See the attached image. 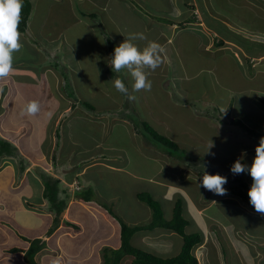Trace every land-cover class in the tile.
I'll return each instance as SVG.
<instances>
[{
  "label": "rangeland",
  "instance_id": "rangeland-1",
  "mask_svg": "<svg viewBox=\"0 0 264 264\" xmlns=\"http://www.w3.org/2000/svg\"><path fill=\"white\" fill-rule=\"evenodd\" d=\"M206 1L210 4V9L225 6L227 12L216 15L217 19L221 20L224 16L223 21L233 22L244 31L264 33V13L259 9L260 7L264 9V0H253V5L248 0ZM129 2L131 3L129 7L138 3L137 0H129ZM172 2L177 8L181 6L179 0H140V6L135 5L132 10L139 18L142 16L146 27L141 26L145 31L141 30L140 33L147 38L143 41H133L134 44L140 48L149 41L161 45L165 38L172 37L171 43H173L167 45L166 49L175 50L173 60L166 61L163 58L162 64L155 71L147 70L152 88L150 91L133 93L137 99L132 102L114 87L115 79L120 78L131 92L133 80L130 75L122 71L111 78L108 74L111 69L110 56L114 54V49L108 48L106 41L110 40L116 47L129 34L138 33L139 25L131 27L132 30L129 29V23H136L131 17L127 20L126 16L123 18L118 15L112 20L113 23L108 20L109 25L104 23L103 30H100L98 23L102 19L97 16L98 23L94 21L97 26L96 23L93 24L96 26L94 36L92 30L88 29L85 35L70 37L74 45L79 48V52L68 53L70 62L66 69L68 80L73 81L69 82L72 89L71 86L66 87L63 82L61 72L65 71L64 69L59 67L50 71L46 66H42V62L49 63L51 57L49 59L47 47L46 49L42 47L40 41L35 44L32 39L21 40L23 47L13 54L12 72L15 71L13 77L18 79L17 82L23 84L24 88L19 106L12 101L13 105L6 110L8 123L18 127L25 123L29 124L27 129L32 126L34 135L36 127L31 123L35 121L32 117L36 120L45 118L38 124V144L34 147L38 158L35 160L43 166L46 164L45 159L49 161L51 156L55 157L57 164L52 162L51 167L53 168V164L56 165L59 174L67 179L62 185L53 187L51 191L65 192L57 194V199L68 202V211L70 206L72 211H78L80 206H85L87 210L97 213L95 222L85 217L79 221L74 220L67 215V210L60 216L59 225L51 235L66 225L63 221L66 217L81 226V230L76 233H82L81 237H85L84 241L87 242L83 243L82 249L87 245L89 247L87 253L83 250L75 252L79 248L80 239H60L59 242H63L62 250L68 247L63 256L57 255L54 258L58 259L60 264H103L104 249L115 248L120 242L117 221L108 208L121 222L132 226L148 224L152 219L153 211L138 199L139 193L150 195L157 201L166 220L172 219L180 195L184 197L188 217L193 220V225L186 229L187 232L194 233L195 230H201L204 234L203 244L194 252L198 264H264V215L257 213L242 197L229 193L223 196L215 195L199 186L203 178L199 173L212 171L210 168H213L230 181L243 177L251 187L253 181L247 171L234 175L230 168L238 159L250 167L256 155L251 150L258 146L259 139H251L239 127L226 124V120L225 125L220 126L213 120L196 114L213 110L211 105H217L218 113L221 112L218 115L223 114L220 116L223 120L230 112L232 118L239 119L249 128L264 134V104L261 102V99H264V48L260 49L259 44L255 47L254 42L246 43L250 45L252 51L243 50V53L248 55L242 60L246 74L243 71L238 74L240 70L236 71L232 57L239 63L237 57L242 58L243 55L236 54L233 48L219 50L220 48H216L215 45L216 39L209 41L212 51H221L222 54L227 52L226 61L229 63L223 66L220 59H214V54L206 53L205 48L208 47L198 46L197 35L200 41L204 42L200 33L190 31L191 27L184 29L177 37L170 34L171 25L177 21L174 18ZM192 7L194 6L190 8ZM233 9L235 14L231 15ZM168 21L173 23L170 25ZM192 21L193 18H190L189 22ZM214 21V25L220 26L221 32V22ZM162 30L164 34H161ZM22 36L25 34H20V39ZM260 53L262 56L258 58ZM59 54L64 56L60 52ZM21 64L28 66L23 69ZM223 68L228 72L226 77L221 74ZM216 70H218L217 74ZM183 79L185 90L181 85ZM4 80L2 79L3 83ZM56 80L60 81L55 89ZM224 84L230 86L231 93L225 90ZM1 88L2 83H0ZM65 88L73 90L74 98L69 96L72 102L78 97L82 100L81 104H95L96 112H90L86 106L79 104L75 111L74 108L72 109L71 112L74 113H63L67 109L66 106L71 104L64 92ZM201 93L206 94L208 99L199 98ZM50 96H55L60 102L67 96L63 100L66 106L61 107L58 103L54 115L48 113L44 117ZM175 96L180 99L173 100V97L176 99ZM212 96H216L215 101ZM31 101L39 103L40 111L35 116L27 114L22 116L24 107ZM187 102L191 105H186ZM60 115L61 124L55 127ZM15 118H18V124L14 122ZM144 122L163 137L176 143L181 152H185L188 156L195 154L200 160H206L208 165L198 161V165L191 167L192 164L197 163V160L182 154L178 157L172 156L159 143L146 137L144 131L142 133L136 131L143 129L141 124ZM8 123L6 128L10 127ZM58 134L60 146L55 154ZM8 142L16 146L13 139ZM211 144L213 147L209 149ZM17 152L21 153L20 149ZM84 153L89 155L86 164L81 165L79 161L85 160ZM24 156L23 159L29 162L27 155ZM31 157L33 159L34 155ZM104 159L111 161L106 162ZM120 162L128 167L116 166L121 165ZM21 165L27 167L28 163L24 161ZM111 165H115L119 170L115 171ZM85 168L86 171L78 175L79 171ZM15 170L17 184L20 185L23 176L18 168ZM7 173H3L2 177H6ZM27 177L30 185L26 184L24 187L30 186L29 191L32 195L30 200H33L34 204L30 208L26 207L27 196L24 195L22 204L28 211L25 209L15 212L16 222L22 226L20 230L14 227L10 219H0V264H28L26 259L11 255L9 249L12 247L21 249L16 246V240L31 243L32 230L40 231L46 227V224H40L44 216L52 223L50 229L54 226L52 218L54 220L55 213L52 214L50 210L51 191L49 190L45 195V181L51 179L50 174L40 167L31 170ZM73 178H76L74 184H80L81 188L78 189L76 185L71 186ZM3 191L7 192L8 188L5 186ZM84 191L91 192L90 202L77 198ZM67 194L72 195L69 201ZM28 212L34 214L30 215ZM81 215H84V211ZM49 221L47 224H50ZM132 244L162 259H168L179 255L183 239L176 233L157 229L147 235L145 232L136 234ZM223 244H226L230 251L226 256L223 255ZM53 253L52 248L47 245L39 254V261L46 258L45 254L53 255ZM131 261L132 258L125 260L123 264H130Z\"/></svg>",
  "mask_w": 264,
  "mask_h": 264
},
{
  "label": "crops",
  "instance_id": "crops-1",
  "mask_svg": "<svg viewBox=\"0 0 264 264\" xmlns=\"http://www.w3.org/2000/svg\"><path fill=\"white\" fill-rule=\"evenodd\" d=\"M29 1L32 5V12H31V15H30V18L28 21V30H29V28H30V30H29V32L27 30V33L25 34V36H22V38L20 39V42H21V40L27 41V40L32 39L35 44H38L40 41L42 47H44L45 49L47 47V50L49 53L48 54L49 59H50V57H51V59H50L49 63L46 62V64H45L44 62H42L43 63L42 66H46L47 69L50 71L52 69L57 70V68H59V67L64 69L65 71L61 72L63 82L65 83L66 87L71 86L70 87L71 89L73 87L71 84H69V82H73V81L68 80L67 77L69 75H67V69H66L67 65L70 62L68 53L70 51H72V53H73V51L79 52V48L74 45V42L71 41L70 37H74V35L79 36L80 34L85 35V33L88 29L92 30L93 36H94V32L96 30V26H97L98 22L96 19L91 17L92 15L98 14L97 16H99V18L102 19L100 22L102 27H103L104 23H107L109 25L108 20H110V22L113 23L112 20L116 19L118 17V15L123 17V18L126 16L127 20H128V18L131 17L132 20L136 22V23H131V24L129 23V29H131V30H132L131 27H135V26L139 25L138 33H140L141 30L145 31L144 28L146 27V25H144L142 16H140L141 18H139L138 15L136 16V14L132 11L134 9V7L130 8L129 4H127V3H125V1H121V0H29ZM175 1H177V0H175ZM184 1L179 0L181 6H178V8L175 7L173 5V2H172V10L175 11L174 18L177 21L175 22L174 25H171L170 34L174 37H177L179 33L184 31V29L191 27L190 31L191 32L197 31L198 33H200L202 40L204 42V43H202L200 41V37H198V35H197L196 37H197L198 46H200V47L202 46L203 48L208 47V48H205L206 53H210V55L214 54L213 55L214 59L215 60L220 59L222 62V65L225 66L226 64L229 63V61H226L228 55H225V53H227V52H224V54H222L221 51L219 52L217 50L214 52L211 49V45H209V41L210 42H211V40L215 41V39H216L215 45H217L218 42H223L224 45H222L219 50L233 48L236 51V54L239 53V54L243 55L242 58L237 57L239 63L233 57H232V60L234 61L233 63H234L236 71L240 70V72L238 71V74H241V71H243V73L246 74V71L244 69L245 66L243 65L244 62L242 60H245L246 57H248V55L246 56V54L243 53V50L248 51V52L252 51V48L250 47V45L246 44V43L254 42L255 47H258V44H259L260 49L264 48L263 47L264 33H260V31H251V30L244 31L240 27H237V25H234L233 22H228L226 20H225L226 22L223 21L224 16H223V18L220 17L221 20L217 19L216 15L227 12L225 10V6H220L221 7V11H220V7H218V9H215V8L210 9V7H209L210 4H208V2L206 0H186L185 2ZM248 2L251 5H253V0H248ZM191 6H194V7H192V9H191L190 8ZM259 9L264 13V9L262 7H260ZM141 13H142V10H141ZM234 14L235 13H234V9H233V11L231 12V15H234ZM187 17H188V20H187ZM190 18H193L194 20L192 22H188L190 20ZM214 20H218L221 22V24H222V31L221 32H220V26L214 25V22H215ZM94 21H96L97 23ZM95 23H96V26L93 25ZM180 24H184L185 27L184 28L180 27ZM32 26H33V28H31ZM141 26H143L144 28L142 29ZM99 28H100V26H99ZM31 29H33V30H31ZM100 30H102V29L100 28ZM192 30H194V31H192ZM161 34H164L163 30L161 31ZM217 38H218V40H217ZM171 41H172V37H170L166 43L161 44V46L164 50L162 53V59L164 58V60L166 59V61L169 59H172L175 55V50H173V48H172V50L170 48L166 49L167 45L168 46H169V44L172 45L173 42L171 43ZM228 43H235V44H228ZM239 44H241V46ZM59 52L62 53L64 56L60 55ZM40 53H41V51H40ZM54 56H56L57 59ZM261 56H262V54L260 53V54H258L257 57L260 58ZM263 57H264V55H263ZM52 58H54V59H52ZM172 60L170 62L171 65L173 63ZM168 63L166 65H168ZM26 66H28V64L27 65L21 64V68H23V69ZM46 67H45V70H46ZM14 72L10 73V77L6 78L7 80L5 79L4 83L2 82V79H0V81H1L0 83H2V88L0 89V137H2L3 139H5L7 141L13 139L15 142V145L20 149L21 153H23V155L24 154L27 155L29 162H30V167L27 170L28 172H30L31 170H33L35 168L41 167V169L45 170L47 173L52 175V177L54 179H59L63 184V182L67 181V179L64 176H61L59 174V171L57 170L56 165L53 164V168L51 167L52 162L57 164V160L55 157L51 156L49 161L44 158L46 161V164L43 166H41L40 163H38V161L35 160L38 158L36 155L37 151L34 148L38 144V141H37L38 124L40 121L44 120L45 118H43L41 120H39V119L36 120L32 117V119L35 121H32L31 123L35 124V127H36V131L34 132V135H33L32 126L29 129H27V125H29V124L25 123V124H23V126L18 127V126H15V125L13 126L12 124L8 123L6 110L8 107L13 105V104H11L12 101H14L16 106H19V104H20L19 99H20L22 90L24 88V85L17 82L18 79L13 77ZM229 72L231 74L233 73L232 71H229ZM57 73H59V72H57ZM215 73L217 74L218 70H216ZM221 74L224 77H226L228 75V72H225V70L223 68ZM59 81L60 80L54 81V82H56L55 89L58 87L57 85H58ZM183 82H184V79L181 81V85L183 86V89L185 90V88H184L185 86H184ZM221 85L223 86V84H219V86H221ZM224 86L226 88L225 90L231 93L230 86H228L227 84L226 85L224 84ZM71 89H66L64 91L67 94L68 99L71 101V104L69 106H66V104H65L66 102L63 101L64 98L67 96H65L63 98V100L61 99L62 97H60V99L62 100L61 102L58 101L55 96H50V98L48 99L47 111L45 112V114H43L44 117H45V115H48V113H49V115H52V114L54 115V111L58 107V103L61 107L66 106L67 107L66 111H69L72 106L74 107V111H75V109L78 107V105L82 103V100L78 99V97H75L77 99H75V102L73 101L74 102L73 103L71 100V97L74 98V96H72L73 90H71ZM77 93H78V91H77ZM69 96H71V97H69ZM215 97L216 96H212V99L214 101H215ZM41 100H44V99L41 98ZM44 103L46 104L45 100H44ZM81 105L85 106L86 104L84 103ZM90 106L92 108H89V111L95 113L96 112L95 104L90 105ZM211 106L217 107V105H211ZM241 106H243V105H241ZM74 111L71 112L70 114L74 113ZM195 113H196V111H195ZM105 114L108 115L109 113H105ZM196 114L198 115V113H196ZM199 115H200V113H199ZM22 116H24V115L22 114ZM61 117L62 116L60 115L58 117V120ZM14 122H16L18 124V118H15ZM57 122L55 124V127H57V125H58ZM6 123H8L10 125L9 128H6L7 127ZM51 123H52V120H51ZM59 141H60V135L58 134L56 137L57 147H56V153L55 154H57V150L60 146ZM61 150H63L62 146H61ZM120 151L123 152L122 150H120ZM32 155H34L33 159L31 157ZM88 155H89L88 153H84L85 160L79 161L81 165L86 164L85 161H86ZM164 155H167V154H164ZM104 160L106 162L111 161V159L110 160L104 159ZM120 164L121 165H116V166H119L122 168L128 167L123 162H120ZM1 165H2V163L0 164V166ZM12 166L11 167L8 166L5 169H3L2 171H0V219H5V220L10 219L11 222L13 223L14 227L17 228L18 230H20V229H22V226L16 222L15 212L19 211V210H25L26 207L30 208L34 203H33V200H30V198L32 197V195L30 194V191H29L30 186H28V188L24 187V185H26V184L30 185L28 177H27V175H25V173H27V171L24 172L23 177L21 178L20 183H19L20 185H18L17 180H16V176H15L16 170H15L14 165H12ZM111 166L114 167L115 171L119 170L117 167H115V165H111ZM65 170H67V169H65ZM121 170H123V169H121ZM85 171H86V168H85V170L82 169L81 171H79L78 175L83 174ZM3 173H7L6 177H2ZM76 178H78V177H76ZM76 178H73V180L71 181L72 182L71 184H73L74 181H76ZM14 180H16L15 183H14ZM13 183L15 185H13ZM5 186L8 188L7 192L3 191V188ZM62 192L64 194V191H61V193ZM24 195L27 196L26 197L27 199L25 200L26 207H24L22 204ZM70 211L72 214L70 213ZM70 211H68L67 215L72 217V219H74V220L79 221L81 218L85 217V218H88L92 222L96 221L95 215L97 213L94 211L87 210V208L85 206H80V209L78 211H72V206H70ZM82 211H84V215H81ZM29 214L32 215L34 213H29ZM47 221H49L48 218L46 216H44V220H42V222L40 224L41 225L46 224V227L40 231L39 230L38 231L32 230V234H33L31 237L32 240L43 239L46 241V246L48 245V247L52 248V250L54 251L53 255L45 254L46 258L38 261L39 264H47V263L52 264L51 261L57 255L63 256V253L65 251H67L68 247L63 248V250H64L63 251L62 250L63 242L60 243L59 242L60 239L61 240L62 239L66 240L68 238H69V240L72 238L80 239L81 241H79V248H77L75 252H77L79 250H83L84 252L87 253V250H89L88 245L83 247L84 249H82V246L87 243L84 241L85 237H81L82 233H76V232H79L81 230V226L75 224L71 220L66 219V217H64V219H63L64 222L65 221L70 222L74 226H76V227L79 226V227L75 228V227H72V226H69L66 224L65 226L60 227V229L57 230L53 235L48 236L47 233H48L49 229L51 228L52 223L49 221L50 224H47ZM52 222H53V218H52ZM87 235H89V234H87ZM29 242H27V241L18 242L16 240L15 241L16 246L21 247V249H18L16 247H12L11 249H9V253L11 255L13 254L14 256H20L23 260H25V252L30 247ZM115 248H118V245H116ZM14 249L19 250V253L18 252L12 253V250H14ZM45 253H46V251H45ZM49 253H51V252L49 251ZM38 260H39V255H38Z\"/></svg>",
  "mask_w": 264,
  "mask_h": 264
},
{
  "label": "trees",
  "instance_id": "trees-1",
  "mask_svg": "<svg viewBox=\"0 0 264 264\" xmlns=\"http://www.w3.org/2000/svg\"><path fill=\"white\" fill-rule=\"evenodd\" d=\"M121 1H125V3H127V4L130 3L129 0H121ZM137 1H138V3H135V5L140 6L139 5V4H141V3H139L140 0H137ZM135 5L134 6L130 5V8H132V7L135 8ZM141 10L142 9H140V13H141ZM31 12H32V5H31L30 1L29 0H23L22 20H21V23L19 24V29H18L20 34H26L27 33L28 21H29ZM91 17L94 19H98L97 15H92ZM97 21H99V19ZM168 23L171 25L173 22L168 21ZM98 25L102 29L101 24L98 23ZM180 27L184 28L185 25L180 24ZM106 41L108 43V48H111V49L115 48V46H113V43L110 40L107 39ZM167 41H168V39L165 38L163 40V43H166ZM222 45H224L223 42H218V44L216 45V48H220ZM111 56H110V59H111ZM110 70L111 69H109L108 74H109V76H111V78H114L116 76V72L110 71ZM175 97H176V99L173 97V100H175V101L180 99L177 96H175ZM199 98H201L203 100L208 99V97L204 93H201L199 95ZM261 102L264 104V99H261ZM186 105H191V103L187 102ZM85 106H87L88 108H92L89 104H86ZM213 108L214 109L210 110V111L206 110V112H200V115H199V113H198V115L203 116V117H207V118L213 120L214 122H216L217 124H219L220 126H222V124H224V122L226 120V124H231V125L239 127L240 129L243 130L244 134H247V136H249L250 138L259 139V141H260V138L264 137V134L247 127V125H245L241 120L232 118L230 115V112L228 113L227 118L223 120L220 117L223 114H220V116L218 115L219 113H221V112L218 113V111H217L218 107L215 106ZM195 110H197V109H195ZM113 112H115V111H113ZM141 125H142L143 129H136L135 128L136 131L138 133H142L144 131V133L146 134V135L145 134L144 135L146 137L148 136L149 139H152L156 143H159V145L161 147H163L172 156L178 157L179 154H182L184 156L186 155L185 152H181L179 146L176 143H174L173 141H171L170 139H168L166 137H163V135H160L148 123L144 122ZM253 152H255V151H253ZM186 156L190 159L197 160V163L192 164L191 167L198 165V161H203V163L205 165L206 164L208 165V162H206V160H204V159L200 160L199 159L200 157H198L195 154H192L189 156L186 155ZM9 157H15L20 162L19 166H18L20 173H21V171H24L26 169V166L24 167V165H21V164H23L24 161L29 163L27 160L23 159L21 156H19L17 154L16 148L14 146H12L11 143H9L7 140L0 137V163L4 159H8ZM180 158H182V157H180ZM1 169L2 168H0V170ZM210 169L212 171H208L207 172L208 174H213V175L219 174L217 171L213 170V168H210ZM199 174L203 177L205 172L204 173L200 172ZM45 183H46L45 195L47 194V192L49 190L51 191V189H53V187H57L59 185H62V182L59 179H54L52 177H51V179H47L45 181ZM224 187L227 189V193L242 197L243 199H245L246 201L249 202L248 192H244V191L247 189H250V186L247 182L244 181L243 177L240 179L238 178L235 181L227 180V183L224 185ZM59 193H61V191L57 192V191L52 190L50 192V194H51L50 199H51V203H52L50 210L52 213L56 214L55 220H54V226L49 231L50 235L58 227L59 222H60V216L65 211V209L67 208V205H68V202H66L65 200L59 201L57 199V194H59ZM85 194H86V196H85ZM67 196H68L67 200L69 201V197H71L72 195L67 194ZM137 197L141 202L146 203L153 211L152 219L148 224H141L138 226H136V225L132 226V225H129L125 222H121L120 220H118L116 214L110 208H108V206H106L109 209L110 213L114 216V219L117 221V224L119 227L118 233H119L120 242H119L118 248H105L104 249V254H103L104 262H103V264H123V262L125 260L128 261L131 258H132V261L130 264H198V260H197V257L195 256L194 252L198 246L203 244L204 234H203V232H201V230H195V231H193L194 233H188L187 232L186 229L193 225V220L188 217V213H187L186 206H185L186 201H185L184 197L180 195V197L178 198V200L175 204V207H174V214H173V217L171 220L165 219L164 213H163V210H162L160 204L157 201H155L150 195L139 193L137 195ZM77 198H80V199H83L87 202H90L92 200V195H91L90 191H87V192L84 191ZM65 224L72 226V227H75V228L79 227V226H77V227L74 226L70 222H65ZM157 229L176 233L182 237L183 245H182V250L179 253V255H177L176 257H173V258L162 259V258H160V257H158V256H156V255H154L148 251H145L143 249L136 248L133 246L132 240L136 234L141 233V232H145L147 235V234L153 233ZM222 246H223V255L226 256V254L230 251H229L226 244H223ZM45 247H46V241L45 240L36 239V240L31 241L30 247L26 251V255H25L26 262L28 264H39L38 263L39 260H38L37 256L40 254V252ZM15 252H18V250L17 249L12 250V253H15Z\"/></svg>",
  "mask_w": 264,
  "mask_h": 264
},
{
  "label": "clouds",
  "instance_id": "clouds-1",
  "mask_svg": "<svg viewBox=\"0 0 264 264\" xmlns=\"http://www.w3.org/2000/svg\"><path fill=\"white\" fill-rule=\"evenodd\" d=\"M22 9L23 0H0V79H6L9 77L10 73L13 71V54L23 47L22 43L20 42V32L18 30L19 24L22 20ZM146 39L147 38L143 33L129 34L128 37H125V40L122 43L114 48V54L111 56V61L109 63V67L112 71L116 73L126 71L132 78L133 84L131 92L120 78H117L114 81L115 89L119 93L126 95L129 102L135 101L137 99L133 93L142 90H151L152 83L148 79L147 70L155 71L163 62L162 53L164 50L157 42L149 41L143 48H140L133 43V41H143ZM73 108L74 107L72 106L69 111H65L63 113H71ZM39 111V103L36 101H31L26 104L22 114L35 116ZM61 121L62 118L58 120V125L61 124ZM14 147L16 148L17 152L19 148L17 146ZM211 147H213L212 144L209 149ZM251 151H255L256 155L250 167L238 159L231 166L230 171L234 175H239L245 171L250 174L253 182L248 191L249 203L253 206L257 213L264 215V137L260 138L258 146H256V148ZM17 154L22 158L25 157L20 152H17ZM210 154L214 155V153ZM1 163L2 165L0 168L2 169L0 171L10 165H14L16 169L18 168L20 162L15 157H9L8 159H4ZM29 167L30 162L28 163L26 169L21 171L22 176ZM50 176L52 177V175ZM226 183V177L219 174L213 175L205 172L199 186L215 195L223 196L227 194V189L224 187ZM74 185L76 184H71V186ZM76 186H78V189L81 188L80 184ZM66 210L67 208L65 211ZM55 216L56 215L54 214V220ZM49 231L47 233L48 236H50ZM52 264H60V262L58 259H54Z\"/></svg>",
  "mask_w": 264,
  "mask_h": 264
}]
</instances>
